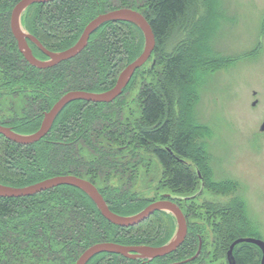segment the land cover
<instances>
[{
	"label": "trees",
	"instance_id": "1",
	"mask_svg": "<svg viewBox=\"0 0 264 264\" xmlns=\"http://www.w3.org/2000/svg\"><path fill=\"white\" fill-rule=\"evenodd\" d=\"M18 1L0 0V95L1 93L8 92L10 98L12 96L18 95L17 97H21V95H24L35 101L32 100L29 103H25L26 100L23 101V98L20 100L12 99L9 101L7 108L12 109L13 112L4 109V112L0 113V124L12 127L16 132L27 134L39 129L45 111L49 110L66 92L70 90L102 92L112 88L116 83L117 77L111 82L109 87L102 86L104 82L102 81L103 78H101L102 73L100 71H104L105 67L108 66L105 61H102L103 64L95 66L98 71L92 70L94 64L101 61L100 56L102 54L99 56L98 54L101 49L103 51L102 43L112 42L113 38L118 36L116 30L118 27L122 28V26H126L134 32L141 31V29L129 21L105 23L93 33L87 47L80 54L55 66L41 69L31 65L25 59L18 48L15 38H13L14 36H12L13 34L11 35V13ZM102 1L96 0L95 3H92L90 0H80V7L75 6L79 0H54L47 3L33 4L23 13L22 25L29 33L36 36L47 49L62 51L78 40L85 26L96 15L121 7H129L145 15L153 28L156 43L161 47L171 27L186 13L192 0H149V5L146 4V12L138 8L139 6L133 5L129 0H106L105 4ZM75 9L77 11L74 12ZM69 13L71 14L69 15L70 20L67 23L68 31L66 34L53 39L49 30H43V21L47 23V20L50 19L59 20L60 18H67L65 15ZM107 32H109L107 36H111V41H108ZM47 36L50 37L51 43H49ZM128 39L116 38L113 41L112 50H108L107 52L117 54L122 52V49L126 47V56L119 58V61H126V63L125 61L122 62L123 64L125 63V67L141 53L136 54L132 48H129ZM31 45L34 46L35 50L33 49V51L37 57L47 58L32 42ZM189 55L190 53L187 51L186 53L168 54L161 59L158 77L156 76L157 74H154V77L150 78V81L143 83L139 91L142 114L141 130H138L136 134L134 131L130 132V134L127 133L128 140L130 141L131 137L137 136V148L139 146L145 150L151 149L152 156L157 159L163 168L165 186L171 192H176L177 194L174 197L172 193L166 192L157 196L160 199L172 198L180 206L188 221V233L184 242L170 255L157 258L156 260H159L160 264H166L162 260L165 258H167L166 260H174L167 264H186L191 262L192 260L185 262L186 258L183 259V257L191 254L196 243L199 245L201 238V232L196 224L190 223L191 207L190 204H186L190 199L184 195L186 192L196 189L198 186L197 177L199 178V176L186 162L190 160L195 162L201 168L199 169L202 173V170L205 169L203 162L205 163L208 159L201 158L195 154L194 138L196 137L192 129L186 128V119L182 123L180 122L181 124L176 128L173 121L174 100L170 90L172 86L182 88L183 85H187ZM152 62V66L155 67L157 60L155 62L152 60ZM81 67L84 68L86 73H81ZM128 85L126 88H128ZM189 95L190 92L188 97ZM120 97L114 101L117 102ZM188 97H186V101H188ZM103 105L106 104L89 103L80 100L69 103L58 115L49 133L40 141L33 144H20L0 135V153L3 155L10 154L12 156V151L15 150L18 153H24L21 154L22 156L25 155V152H33L37 153V155L44 152L47 156L53 158L49 162L52 164L49 168L39 170L44 165V162L40 157H34L28 163L31 165V168L26 171V179H21L17 182L12 181L14 184H11L10 182H3L0 178V183L12 187H23L56 175L73 174L94 183L107 201L110 209L119 215H133L145 208L154 200L152 198H144L142 195L132 192L130 189L131 183L121 185L118 181H115L114 183L111 182V184H105L106 187L101 189L94 180L87 178L83 174V168L72 163L68 165L69 162L66 165L54 163L55 156L50 151L52 148L60 149L61 151L68 149L70 153V148H73L82 137L86 138L87 136L88 142L92 140L94 143L96 140V138H92V135L89 136L91 128L89 126H82L78 135L76 133L69 137L70 141H65V138L61 137V134L65 132L62 129V125H64L63 121H69L72 117V113L64 117L65 111L72 106L74 107V112L84 111L83 108L88 106L89 108H93L95 113L99 112V116L105 117L103 121L105 124L102 123L104 126H108V123L116 124V113L121 108V104L114 106L113 103L108 104L110 106L109 109H105ZM21 109L27 110L28 115L23 116L20 114L19 111ZM89 111L91 110H87V112ZM30 112L31 114H29ZM117 124V128L123 129L126 127L122 124ZM53 131L56 133L54 134ZM108 132L109 129L105 128L100 131L103 136L99 135L97 137L98 140L95 141L96 147L101 148V144L99 143L101 142L103 145L101 139L108 136ZM130 141L127 142V146L124 148L130 147ZM88 142L87 146L89 147L92 142L90 144ZM198 144L201 143L199 142ZM63 152L65 153V151H62L61 154ZM133 155L136 156V153ZM123 159L124 157L114 160V157H111L106 161V158H104L105 161L103 163L111 167L117 166V164H121L120 166H122L124 164ZM56 160L58 159L56 158ZM130 160L128 159L127 161L131 162ZM68 161L70 160L68 159ZM100 162H102V158ZM20 163L26 165V161H21ZM3 176L4 174L0 172V177ZM225 182L229 187L227 191L235 189L232 183L230 186V183ZM65 188H67V192L72 190L74 193L58 194L59 191ZM116 189L121 190V193H116ZM112 191L113 197L111 198L110 194H112ZM60 197L65 202H61L62 198ZM51 200L55 204H52ZM16 206H21L22 209L19 210L24 211L23 213L25 214L18 221L15 219V213L19 212V210L15 211ZM3 218L8 219L4 221ZM155 221L156 230H154V234L149 233L151 230L146 232L149 229L146 224H151ZM143 224H145L147 229L142 227L144 226ZM175 230V217L167 211H157L151 217L135 226L121 227L115 225L102 215L89 195L83 190L70 185L58 186L25 197L0 196V264H74L84 250L95 243L113 241L124 245L161 246L173 237ZM235 235L236 232L233 230L229 234L232 242L237 239ZM240 244L249 245V243ZM240 244L238 243L234 248L240 246ZM250 245L253 246L252 244ZM198 249L199 246L197 247V251ZM193 255H190V258ZM234 255L237 264H246V255L237 254L235 249ZM103 258H110L108 259L110 261L108 264H153L152 262H145L140 258L132 259L111 253L97 255L94 260L99 261V259ZM92 263L93 259L88 264Z\"/></svg>",
	"mask_w": 264,
	"mask_h": 264
},
{
	"label": "rangeland",
	"instance_id": "2",
	"mask_svg": "<svg viewBox=\"0 0 264 264\" xmlns=\"http://www.w3.org/2000/svg\"><path fill=\"white\" fill-rule=\"evenodd\" d=\"M90 1L96 2V0ZM105 1L102 2L105 4ZM129 2L145 11L150 1L129 0ZM80 5L79 0L75 6L80 7ZM70 14L65 15L67 18L50 19L47 23L43 21V30H49L53 39L66 34ZM116 30L118 36L114 37L113 41L116 38H129V48H132L136 54L142 52L145 44L143 32H134L126 26L118 27ZM108 34L109 32L106 36ZM107 38L111 41V36ZM48 39L51 43L50 37ZM113 41L102 43L104 52L101 49L98 54V56L102 54L101 61L96 62L92 67L95 71L96 65L103 64L104 61L107 63L108 66L104 71H100L102 74L99 72L105 84L102 86L106 87H109L116 77L118 78L126 63L125 60L124 64L122 63L124 61H119V58L126 56V47L117 54L107 53L108 50H112ZM187 51L190 53L187 85H183L182 88L170 87L174 100L173 121L177 128L184 119L187 120L186 128L192 129L196 137L194 138L195 154L208 160L203 162L205 167L202 170L203 175L201 168L195 162L192 160L186 162L199 176L196 189L184 195L190 199L186 203L191 207L190 223L196 224L201 232V238L199 245L197 243L193 245L191 254L183 259H187L184 260L185 262L192 260L190 264H229L227 253L233 243L229 238L232 230L236 232L235 238L257 237L264 240V131L261 130L264 123V0H192L186 13L171 27L164 44L160 47L156 43L150 59L135 72V76L129 82L128 88L120 95V99L117 102L115 100V103H101L106 104L103 105L105 109H109L108 104L111 103L113 106L121 104V108L116 113V124L108 123V126H104L105 117L99 116V112L95 113L94 109L88 106L83 108L84 111L74 112L73 106L65 111L64 117L71 113L72 117L69 121H63L62 129L65 132L61 137H64L65 141H70L69 137L76 133L78 135L80 127L89 126L91 128L89 136L92 135V138L98 140L99 135L103 136L100 131L103 128L109 129V135L101 139L103 145L99 143L101 148L95 146L96 140L94 143L92 140L88 142L86 136L70 148V153L68 149L62 150L65 151L63 154L60 149L52 148L50 151L55 156V164L66 165L69 162L68 165L72 163L83 168V174L94 180L101 189L106 187L105 184L118 181L121 185L131 183L132 192L144 198H152L154 201L160 199L159 196L166 192L172 193L174 197L177 196L176 192H171L165 186L163 168L152 156L151 149L145 150L139 146L137 148V136L131 137L130 141L127 133L134 131L136 134L142 127L139 91L143 83L150 81L154 74L158 77L161 59L164 56ZM152 60L154 62L157 60L155 67L152 66ZM113 63L115 64L111 67ZM80 71L82 74L86 73L83 67ZM17 96L10 98L8 92L1 93L0 113L4 112V109L13 112L12 109L7 108L12 99L23 98V101L26 100L25 103L35 101L24 95ZM86 109L92 112H87ZM19 112L23 116L28 115L27 110L21 109ZM117 123L126 127L117 128ZM128 141L130 147L124 148ZM87 142L92 144L88 147ZM199 142L202 145L198 144ZM12 153V156L0 153V172L4 174L0 178L3 182L14 184L18 180L26 179V171L31 168L28 163L34 157H40L44 162L39 170L47 169L52 165L49 162L53 158L44 152L38 155L25 152L23 156L21 154L24 153L15 150ZM135 153L136 156L133 155ZM99 157L102 158V162ZM111 157H114V160L124 157V164L111 167L103 163L104 158L107 161ZM128 159H131V162H128ZM21 161H26V165L20 163ZM125 163L129 164L125 165ZM225 181L230 183V186L232 183L235 189L227 191L229 187ZM116 191L121 193V190L116 189ZM70 192L74 193L72 190L67 192L65 188L58 194H70ZM110 196L113 197V191ZM61 202H65L63 198ZM51 203L55 204L52 200ZM19 209L22 207L16 206L15 211ZM23 212L19 210L15 213L17 221L25 216ZM7 219L3 218L4 221ZM143 225L144 229L149 228L146 232L151 230L149 233L154 234L156 221L146 224L147 227ZM241 243H249L253 246L239 243L240 246L234 248L235 252L246 255V264H260L262 259L260 247L250 242ZM198 246L199 248L201 246V254L198 252L199 249L197 251ZM196 251L197 253L193 255ZM190 255H193L192 258ZM94 258L92 264L110 262L108 260L110 258L99 261ZM166 259H162L166 264L174 261Z\"/></svg>",
	"mask_w": 264,
	"mask_h": 264
},
{
	"label": "water",
	"instance_id": "3",
	"mask_svg": "<svg viewBox=\"0 0 264 264\" xmlns=\"http://www.w3.org/2000/svg\"><path fill=\"white\" fill-rule=\"evenodd\" d=\"M50 1L54 0H19L11 13L10 26L11 31L17 40L18 48L24 55L25 59L35 67L41 69L49 68L62 61L77 56L87 47L92 34L100 26L108 22L129 21L136 24L144 34L145 44L142 52L137 56V58L121 71L115 85L112 88L102 92H92L86 90H70L66 92L49 110L45 111L40 127L35 132L27 134L19 133L12 127L0 124V135L24 145L36 143L44 138L51 130L59 113L73 101L80 100L95 103H110L116 100L123 93L135 72L140 67L145 65V63L150 59L156 45V36L145 15L136 9L121 7L95 16L85 26L78 40L70 47L62 51H51L47 49L36 36L29 33L23 27L21 21L22 15L28 7L33 4L47 3ZM29 41L36 44L48 58H38L34 54ZM261 130L264 131V123L261 126ZM62 185H70L83 190L91 197L102 215L107 220L121 227L135 226L149 218V216L157 211L171 212L175 216L177 222L175 234L167 243L161 246L124 245L113 241H102L95 243L84 250L74 264H87L95 256L102 253L119 254L132 259L140 258L143 260H152L164 257L176 251L182 245L187 236L188 222L182 209L174 201L170 199H159L151 202L136 214L129 216L119 215L110 209L107 201L104 199L103 195L94 183L86 178L73 174L56 175L23 187H12L0 183V196H31ZM241 242H250L258 245L262 251L260 264H264V240L256 237H240L234 240L227 253L229 264H237L236 258L233 255V250L234 247ZM200 248L198 252H200Z\"/></svg>",
	"mask_w": 264,
	"mask_h": 264
},
{
	"label": "flooded vegetation",
	"instance_id": "4",
	"mask_svg": "<svg viewBox=\"0 0 264 264\" xmlns=\"http://www.w3.org/2000/svg\"><path fill=\"white\" fill-rule=\"evenodd\" d=\"M32 46V48L34 47L33 45H31ZM34 49V48H33ZM166 199V198H165ZM168 199H170V200H172L171 198H168ZM157 258H155V259H152V260H143V261H145V262H152L153 264H160L157 260H156Z\"/></svg>",
	"mask_w": 264,
	"mask_h": 264
}]
</instances>
